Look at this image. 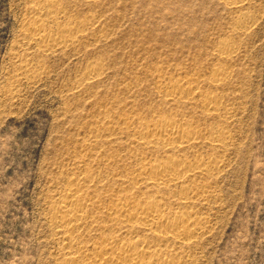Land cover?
<instances>
[{
	"label": "rangeland",
	"instance_id": "rangeland-1",
	"mask_svg": "<svg viewBox=\"0 0 264 264\" xmlns=\"http://www.w3.org/2000/svg\"><path fill=\"white\" fill-rule=\"evenodd\" d=\"M243 1L237 11L227 0H57L73 23L98 27L74 47L42 53L24 37L36 1L0 0V264H56L55 198L92 150L109 178L140 168L138 153L147 151L132 147V132L119 134L118 143L104 139L135 116L149 124L165 116L189 120L201 141L185 157L219 164L198 179L208 192L192 209L206 230L177 252L191 264H264V0ZM244 18L249 28L238 31ZM223 45L231 51L226 60ZM95 64L101 79L79 91ZM218 67L225 76L213 87ZM177 78L216 95L219 112L206 114L198 95L167 103L159 86ZM101 127L106 132H95ZM210 130L225 132L224 146L210 147ZM116 188L110 180L104 194ZM101 232L88 229L84 241L97 244L110 234Z\"/></svg>",
	"mask_w": 264,
	"mask_h": 264
},
{
	"label": "bare ground",
	"instance_id": "bare-ground-1",
	"mask_svg": "<svg viewBox=\"0 0 264 264\" xmlns=\"http://www.w3.org/2000/svg\"><path fill=\"white\" fill-rule=\"evenodd\" d=\"M35 1L26 21L24 37L35 43L42 53L74 47L98 27L99 21L73 23L57 0ZM71 1L95 6L101 0ZM244 3L243 0H227L229 9L237 11H241ZM61 19L64 22L66 19L63 25L59 24ZM245 19L238 23V31L248 30ZM47 21L56 24L57 28L51 29ZM219 54L224 60L230 58V48L221 46ZM29 67L27 62L21 63L22 69L28 70ZM220 68L214 69L210 82L213 87H218L224 80L225 69ZM101 76V66L91 65L76 87L79 89L95 84ZM177 79L168 80L164 88H160L163 85L159 86L167 103L185 102L197 95L201 98L206 96L199 91L197 80L196 83L186 78ZM218 102L216 95L205 97L202 106L204 112L208 115L219 112ZM151 121L149 124L143 117L135 116L124 120L123 124L119 123L117 132L104 135L107 142L118 143L119 134L132 132V147L147 151L146 154L140 152L141 155L137 152L136 164H140L139 169H130L125 176L115 171V175L109 178L97 170L100 155L92 150L91 154L81 158L82 167L74 173L75 177L63 191L56 194L50 210L52 228L61 245L56 264H191L177 250L190 248L205 229L203 219L192 210L208 192L207 186L200 185L198 179L217 171L219 164L216 160L205 158L191 162L185 157L186 151L195 148L201 141L189 120L165 116ZM102 130V127L96 128L95 132H106ZM207 135L210 147L215 149L225 145L224 131L210 130ZM99 136L93 141L96 145L103 137ZM160 154L166 155L163 156L165 158L154 157ZM111 165L112 162L107 160V166ZM109 179L116 183L117 190L108 197L104 193L109 188ZM107 198L109 203L105 204ZM91 228L110 234L101 242L89 245L84 241V235Z\"/></svg>",
	"mask_w": 264,
	"mask_h": 264
}]
</instances>
